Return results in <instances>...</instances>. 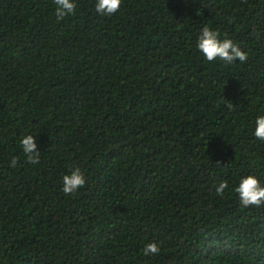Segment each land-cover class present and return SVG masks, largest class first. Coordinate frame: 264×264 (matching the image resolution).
Masks as SVG:
<instances>
[{
  "label": "trees",
  "instance_id": "obj_1",
  "mask_svg": "<svg viewBox=\"0 0 264 264\" xmlns=\"http://www.w3.org/2000/svg\"><path fill=\"white\" fill-rule=\"evenodd\" d=\"M74 3L0 0V264H264V205L232 190L264 186V0ZM205 26L246 62L207 61Z\"/></svg>",
  "mask_w": 264,
  "mask_h": 264
},
{
  "label": "clouds",
  "instance_id": "obj_2",
  "mask_svg": "<svg viewBox=\"0 0 264 264\" xmlns=\"http://www.w3.org/2000/svg\"><path fill=\"white\" fill-rule=\"evenodd\" d=\"M56 5L55 15L57 21L63 20L67 16L76 14V4L74 0H54ZM121 0H96L95 10L99 15L111 16L119 11ZM197 49L209 62L219 59L225 64H232L235 61L246 62L248 53L230 38H219V33L205 26L201 29L197 38ZM254 137L264 141V115H260L255 120ZM23 153L30 164H36L40 160V152L37 150L34 136L26 135L20 141ZM18 158L13 157L10 161L11 167H16ZM86 180L79 167H76L70 174L62 177V192L66 195L76 194L79 189L85 187ZM229 187L227 181H221L216 187L219 196L224 194ZM238 194L239 202L244 208L255 206L257 208L264 205V186L254 175L242 177L238 186L232 189ZM160 248L157 243L150 242L145 245L143 255L158 254Z\"/></svg>",
  "mask_w": 264,
  "mask_h": 264
}]
</instances>
